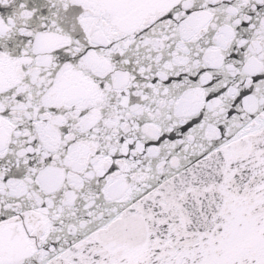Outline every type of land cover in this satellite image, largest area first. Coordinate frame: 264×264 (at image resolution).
<instances>
[{"label":"snow or ice","instance_id":"6c2138e0","mask_svg":"<svg viewBox=\"0 0 264 264\" xmlns=\"http://www.w3.org/2000/svg\"><path fill=\"white\" fill-rule=\"evenodd\" d=\"M0 264H264V0H0Z\"/></svg>","mask_w":264,"mask_h":264}]
</instances>
